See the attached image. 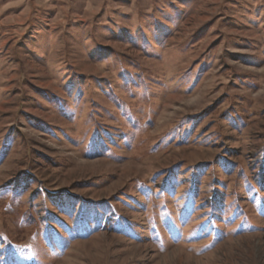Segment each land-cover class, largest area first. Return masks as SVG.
Listing matches in <instances>:
<instances>
[{"label": "rangeland", "instance_id": "1", "mask_svg": "<svg viewBox=\"0 0 264 264\" xmlns=\"http://www.w3.org/2000/svg\"><path fill=\"white\" fill-rule=\"evenodd\" d=\"M0 264H264V0H0Z\"/></svg>", "mask_w": 264, "mask_h": 264}]
</instances>
